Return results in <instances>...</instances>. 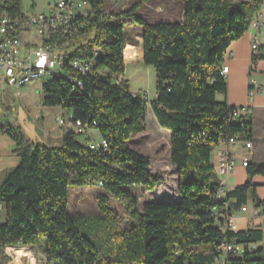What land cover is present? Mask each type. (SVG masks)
Segmentation results:
<instances>
[{
    "label": "trees",
    "instance_id": "obj_1",
    "mask_svg": "<svg viewBox=\"0 0 264 264\" xmlns=\"http://www.w3.org/2000/svg\"><path fill=\"white\" fill-rule=\"evenodd\" d=\"M87 1L91 13L81 19L63 53L64 71L71 79L53 77L42 85L43 105L69 109L71 123L79 120L83 131L72 126L59 146H47L0 124V134L14 142L13 153L19 158L0 184V264L8 259L7 247L19 254L14 247L32 248L39 237L45 239L46 264H216L219 259L222 264H264V246L256 245L262 239L260 230L220 229L231 214L226 200L244 204L249 182L218 198L222 185L211 162L212 150L230 137L252 142L250 116L233 118L236 107L216 96L227 91L221 74L225 50L246 33L261 0H182V23L149 22L137 14L140 2L106 12L104 0ZM19 6L15 1L10 11ZM128 23L141 28L143 63L156 77L153 100L146 101L141 92L133 94L121 78ZM259 57L257 53L253 60ZM74 58L92 61L90 72H74L69 64ZM148 108L158 126L169 132L168 159L176 174L177 198L138 208L130 189L151 192L161 181L150 173V158L127 145L133 135L146 131ZM91 129L107 142L105 150L89 148L87 142L95 141L86 136ZM78 135L85 137L80 141ZM245 169L249 176H264V160L249 161ZM91 185L101 190L99 218L111 244L108 254L80 234L68 212L69 191ZM110 197L124 206L133 223L130 229L119 230L117 216L107 206ZM230 242L242 245V253L219 252Z\"/></svg>",
    "mask_w": 264,
    "mask_h": 264
},
{
    "label": "rangeland",
    "instance_id": "obj_2",
    "mask_svg": "<svg viewBox=\"0 0 264 264\" xmlns=\"http://www.w3.org/2000/svg\"><path fill=\"white\" fill-rule=\"evenodd\" d=\"M48 1L53 0H45V2ZM179 1L104 0L103 7L106 12H120L130 5L140 2L141 6L137 10V14L149 21H163L169 19L168 10L170 11L172 5H176ZM29 4L30 0H27L26 5ZM39 6L38 3L36 9ZM129 25L130 23L126 24L125 27ZM133 26L140 28L135 24ZM127 35L134 40L137 33L127 29ZM34 39L38 38L34 37ZM24 47L26 48V44H24ZM59 51L63 53L64 49ZM125 74L128 77L129 88L132 92H141L148 97V100L155 98L156 77L151 66L127 64ZM1 76L0 71V79ZM43 82V80H36L17 88L0 83V124H9L18 129L33 144H42L46 133H58L59 126H61L59 119H62L65 125L69 123V109L60 105H43ZM254 119L256 121L252 126L253 142L254 149H257L258 146L262 147L259 137L262 136L264 129L260 127L263 122L262 118L254 116ZM145 124L146 131L133 135L127 145L150 158V173L160 176L161 181L157 183L151 192L138 186L130 189V192L138 200V208H141L145 202L175 200L177 198L176 174L168 159L169 132L158 126L150 108L147 110ZM97 137V131L91 129L90 138L97 141ZM78 139L82 141L84 138L82 135H78ZM100 192L101 190L94 185L71 189L68 196V212L80 234L87 236L101 253L108 254L111 250V244L102 231L105 224L99 218L100 209L97 194ZM107 206L116 214L119 230H128L132 227L133 223L120 202L110 197ZM44 247V237H39L38 243L32 248L14 247L21 250L19 254L12 247H7L5 252L8 259L5 264H46L42 255Z\"/></svg>",
    "mask_w": 264,
    "mask_h": 264
},
{
    "label": "built area",
    "instance_id": "obj_3",
    "mask_svg": "<svg viewBox=\"0 0 264 264\" xmlns=\"http://www.w3.org/2000/svg\"><path fill=\"white\" fill-rule=\"evenodd\" d=\"M18 1L20 6L18 10L11 12L13 3ZM25 2V3H24ZM27 0H0V71L2 73L0 83L10 87H20L36 80H47L53 77L65 76L64 71V52L59 50L67 47V39L76 34L82 25L81 19L87 17L91 13L90 4L87 0H53L45 2V0H30V4L26 5ZM40 4L36 9L37 4ZM27 6V7H25ZM252 26L256 30H260L264 24V13L257 12L251 20ZM34 37L38 39H34ZM52 37L63 40L60 44L50 42ZM26 44V48L24 47ZM259 50V44L256 39L251 44V69L255 61V55ZM97 53H95L96 55ZM70 67L74 72L82 76L90 72L92 61L86 58H74L70 61ZM228 68L222 67L221 74H227ZM78 87L81 82L73 80ZM136 94L137 92H132ZM264 94V80L261 83L251 81L247 88V104L236 107L232 112V117L250 116L252 113V102L254 98ZM142 97L148 100L144 94ZM59 124H63V120L59 119ZM73 128L78 132H82L83 128L79 120H75L72 124ZM238 140L237 136L230 137L227 140L228 148L220 153L217 162V171L220 175L228 177L235 165V154L230 149ZM87 145L91 150L97 148H107V142L104 139L98 141H88ZM244 147L251 151L253 144L250 141H244ZM249 159L243 158L242 166H246ZM101 183L98 182V187ZM221 192L218 195L220 198ZM0 209L2 206L0 205ZM221 230L227 228L230 231H236L232 215H226ZM243 246L230 242L223 244L219 248V252L225 254L231 253L238 255L242 253ZM223 259H219L216 264H222Z\"/></svg>",
    "mask_w": 264,
    "mask_h": 264
},
{
    "label": "crops",
    "instance_id": "obj_4",
    "mask_svg": "<svg viewBox=\"0 0 264 264\" xmlns=\"http://www.w3.org/2000/svg\"><path fill=\"white\" fill-rule=\"evenodd\" d=\"M177 6V7H176ZM257 12L264 13V0H261ZM256 12V13H257ZM176 14V15H175ZM184 9L182 0L176 5H172L171 10H168L167 20L162 22H178L184 21ZM178 16V17H177ZM149 21V20H148ZM149 22H160V21H149ZM127 29L136 32L134 40L126 35L125 46L123 50V58L125 67L127 64H144L143 63V45L141 38V28H135L133 24L125 27ZM256 39L259 44L258 53L261 55L252 64V51L251 44ZM228 68L227 74H225V81L227 83V91L225 95L218 94L216 99L218 101H225L230 106L240 107L247 104V88L251 81L261 83L264 80V24L260 30H256L250 23L246 33L241 36L238 40L233 41L225 50L223 55L222 67ZM123 80L128 83V77L125 74V68ZM129 85V84H128ZM255 114V115H254ZM262 118L263 122L260 127L264 129V94L257 95L252 102V113L250 115L252 126H254V119ZM71 112L69 114V123L65 125L64 121L59 126V132L54 134H45L42 144L47 146H59L61 144L62 135L64 131L72 127L70 122ZM86 136L90 138L91 130H88ZM83 138L85 136H82ZM97 139H100L98 135ZM260 141L264 139V131ZM96 141V140H95ZM254 134L252 137L253 149L251 151L244 147V140L239 138L230 149L235 154V165L232 173L228 177L220 175L217 171V162L220 153L228 148L226 142L217 145L211 152V162L214 170L219 178L222 190L221 196L223 199L226 198V193L236 186L242 185L245 182H249L250 188L247 191V200L244 204H239L235 198H228L226 200L227 205L231 208V215L233 217L234 224L237 230L240 232H246L248 230H260L262 233L261 241L257 242V247L264 246V176L253 175L249 176L244 166H242L243 158L247 157L249 161L262 162L264 160V145L258 146L254 149ZM15 148L14 142L5 134H0V184L7 171L17 166L19 158L14 155L13 151ZM258 200V203H256ZM4 220V211H0V222Z\"/></svg>",
    "mask_w": 264,
    "mask_h": 264
}]
</instances>
